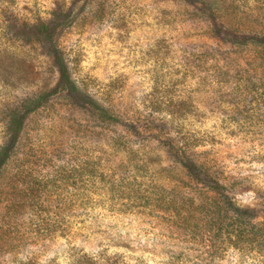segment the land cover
I'll use <instances>...</instances> for the list:
<instances>
[{
  "label": "rangeland",
  "instance_id": "obj_1",
  "mask_svg": "<svg viewBox=\"0 0 264 264\" xmlns=\"http://www.w3.org/2000/svg\"><path fill=\"white\" fill-rule=\"evenodd\" d=\"M0 264H264V0H0Z\"/></svg>",
  "mask_w": 264,
  "mask_h": 264
},
{
  "label": "trees",
  "instance_id": "obj_2",
  "mask_svg": "<svg viewBox=\"0 0 264 264\" xmlns=\"http://www.w3.org/2000/svg\"><path fill=\"white\" fill-rule=\"evenodd\" d=\"M62 60V59H61Z\"/></svg>",
  "mask_w": 264,
  "mask_h": 264
}]
</instances>
